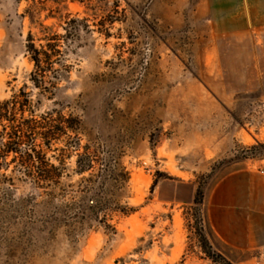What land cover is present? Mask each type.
Here are the masks:
<instances>
[{"label": "rangeland", "instance_id": "374dc122", "mask_svg": "<svg viewBox=\"0 0 264 264\" xmlns=\"http://www.w3.org/2000/svg\"><path fill=\"white\" fill-rule=\"evenodd\" d=\"M216 1L0 0V104L24 87L66 130L47 153L59 184L0 185V264L256 261L207 212L224 176L264 168V0ZM43 26L65 36L45 95L27 51Z\"/></svg>", "mask_w": 264, "mask_h": 264}, {"label": "trees", "instance_id": "16d2710c", "mask_svg": "<svg viewBox=\"0 0 264 264\" xmlns=\"http://www.w3.org/2000/svg\"><path fill=\"white\" fill-rule=\"evenodd\" d=\"M41 40L44 44L35 43L32 32L28 35L27 51L34 62L35 70L31 78L35 86L41 89L42 95L49 92L48 73L61 61V41L65 36L51 32L50 27L42 28ZM50 78L60 79L55 74ZM54 83V81H50ZM30 94L25 88L0 104V185L14 186L16 174L29 182L36 190L60 183L62 176L59 166L51 163L47 153L52 142L58 140L66 130L54 124L55 119L49 115L36 117ZM29 114L26 116V113ZM12 167V168H11ZM92 168L89 161L81 170ZM11 169V174L6 171Z\"/></svg>", "mask_w": 264, "mask_h": 264}, {"label": "crops", "instance_id": "0c3cea01", "mask_svg": "<svg viewBox=\"0 0 264 264\" xmlns=\"http://www.w3.org/2000/svg\"><path fill=\"white\" fill-rule=\"evenodd\" d=\"M215 3L221 5L220 0ZM220 12V8L213 9V13ZM226 12V29L243 31L244 11L231 5ZM263 169L245 168L227 174L208 200V222L215 238L230 252L247 254V262L262 263L264 259Z\"/></svg>", "mask_w": 264, "mask_h": 264}, {"label": "built area", "instance_id": "2783aa9c", "mask_svg": "<svg viewBox=\"0 0 264 264\" xmlns=\"http://www.w3.org/2000/svg\"><path fill=\"white\" fill-rule=\"evenodd\" d=\"M264 172V169H263ZM254 264H262L260 261H256Z\"/></svg>", "mask_w": 264, "mask_h": 264}]
</instances>
